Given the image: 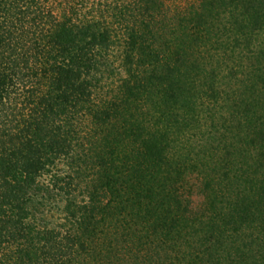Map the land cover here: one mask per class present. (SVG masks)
<instances>
[{
	"label": "trees",
	"instance_id": "trees-1",
	"mask_svg": "<svg viewBox=\"0 0 264 264\" xmlns=\"http://www.w3.org/2000/svg\"><path fill=\"white\" fill-rule=\"evenodd\" d=\"M0 264H264V0H0Z\"/></svg>",
	"mask_w": 264,
	"mask_h": 264
},
{
	"label": "rangeland",
	"instance_id": "rangeland-1",
	"mask_svg": "<svg viewBox=\"0 0 264 264\" xmlns=\"http://www.w3.org/2000/svg\"><path fill=\"white\" fill-rule=\"evenodd\" d=\"M61 217H62V214L61 213L53 212V213H50L47 216V220L50 221L49 223L51 224V226H55L57 223L61 222V220H60Z\"/></svg>",
	"mask_w": 264,
	"mask_h": 264
}]
</instances>
